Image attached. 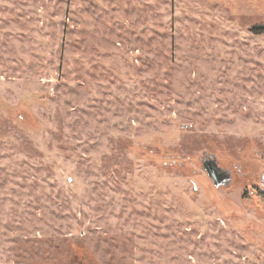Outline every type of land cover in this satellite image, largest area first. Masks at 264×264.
<instances>
[{
  "label": "rangeland",
  "instance_id": "obj_1",
  "mask_svg": "<svg viewBox=\"0 0 264 264\" xmlns=\"http://www.w3.org/2000/svg\"><path fill=\"white\" fill-rule=\"evenodd\" d=\"M258 25L264 0H0V264H264Z\"/></svg>",
  "mask_w": 264,
  "mask_h": 264
},
{
  "label": "water",
  "instance_id": "obj_2",
  "mask_svg": "<svg viewBox=\"0 0 264 264\" xmlns=\"http://www.w3.org/2000/svg\"><path fill=\"white\" fill-rule=\"evenodd\" d=\"M207 175L212 180L214 186L219 187L221 185L227 186L229 183L226 182L228 175H226L222 169L217 165L216 159H208L203 164Z\"/></svg>",
  "mask_w": 264,
  "mask_h": 264
},
{
  "label": "flooded vegetation",
  "instance_id": "obj_3",
  "mask_svg": "<svg viewBox=\"0 0 264 264\" xmlns=\"http://www.w3.org/2000/svg\"><path fill=\"white\" fill-rule=\"evenodd\" d=\"M208 159H213V157H211V156H205L204 157V159H203V164H204V162L206 161V160H208ZM222 169V171L226 174V175H228V178L229 179H227L226 180V182L227 183H231V173H230V171H228V170H226V169H223V168H221ZM228 184V185H229ZM261 185L263 186V189H259L258 187H255L254 189H252V192L253 193H256V194H258V195H262V193H261V191L264 193V174L261 176ZM222 186V185H221ZM225 186V185H224Z\"/></svg>",
  "mask_w": 264,
  "mask_h": 264
},
{
  "label": "trees",
  "instance_id": "obj_4",
  "mask_svg": "<svg viewBox=\"0 0 264 264\" xmlns=\"http://www.w3.org/2000/svg\"><path fill=\"white\" fill-rule=\"evenodd\" d=\"M252 32L255 34H264V25H258V26H254L252 28Z\"/></svg>",
  "mask_w": 264,
  "mask_h": 264
}]
</instances>
